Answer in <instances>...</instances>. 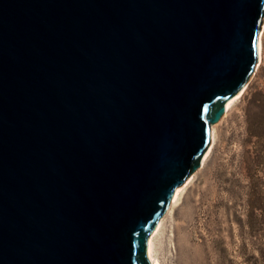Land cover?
Instances as JSON below:
<instances>
[{"label":"water","instance_id":"1","mask_svg":"<svg viewBox=\"0 0 264 264\" xmlns=\"http://www.w3.org/2000/svg\"><path fill=\"white\" fill-rule=\"evenodd\" d=\"M263 23L264 0H0V264H151Z\"/></svg>","mask_w":264,"mask_h":264},{"label":"rangeland","instance_id":"2","mask_svg":"<svg viewBox=\"0 0 264 264\" xmlns=\"http://www.w3.org/2000/svg\"><path fill=\"white\" fill-rule=\"evenodd\" d=\"M191 175L158 219V263L264 264V37L261 64Z\"/></svg>","mask_w":264,"mask_h":264},{"label":"bare ground","instance_id":"3","mask_svg":"<svg viewBox=\"0 0 264 264\" xmlns=\"http://www.w3.org/2000/svg\"><path fill=\"white\" fill-rule=\"evenodd\" d=\"M263 37H264V23L262 25V28H261V31H260V34H259V60H258V63L256 65V68L255 69H257V67L261 64V62L263 60ZM246 86H247V83L245 84V86L241 90L240 94L237 97H235L232 101H230V103L227 105V107H226L224 113L222 114V116L220 117V119L215 124H211V127H210V133H211L210 143H209V146L207 148V151H206L205 155L200 160V166L203 165L204 160L208 156V154L211 151V148H212V146L214 144L216 125L226 115L227 111L230 109V107L232 106V104L234 103V101L237 100L243 94ZM191 177H192V175H190L183 184H186ZM182 188H183V185L180 186L177 189V191L174 194V197L169 202L170 205L173 204L174 202H176L178 200V197H179V194H180V191H181ZM159 224H160V221H158L157 226H156V229L154 230V232L148 238L147 250H148V256L150 258L151 264H159L158 263V258H157V249H156V239H157L156 238V232L158 230Z\"/></svg>","mask_w":264,"mask_h":264}]
</instances>
